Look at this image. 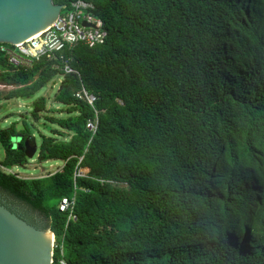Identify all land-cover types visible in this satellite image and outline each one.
<instances>
[{
  "label": "trees",
  "instance_id": "trees-1",
  "mask_svg": "<svg viewBox=\"0 0 264 264\" xmlns=\"http://www.w3.org/2000/svg\"><path fill=\"white\" fill-rule=\"evenodd\" d=\"M93 3L103 43L24 65L0 50L13 85L0 96L32 100L48 132L35 130L38 157L63 162L47 176L0 170V189L46 218L52 264H264V0ZM58 75L47 106L36 94ZM35 132L24 118L0 128L3 166L26 164Z\"/></svg>",
  "mask_w": 264,
  "mask_h": 264
},
{
  "label": "water",
  "instance_id": "water-1",
  "mask_svg": "<svg viewBox=\"0 0 264 264\" xmlns=\"http://www.w3.org/2000/svg\"><path fill=\"white\" fill-rule=\"evenodd\" d=\"M63 7L53 0H0V42L14 43L38 33ZM23 148L27 158L37 149L35 142L28 141ZM42 227L0 203V264H52L55 235Z\"/></svg>",
  "mask_w": 264,
  "mask_h": 264
},
{
  "label": "built area",
  "instance_id": "built-area-1",
  "mask_svg": "<svg viewBox=\"0 0 264 264\" xmlns=\"http://www.w3.org/2000/svg\"><path fill=\"white\" fill-rule=\"evenodd\" d=\"M93 9V0H70L68 5L64 4V7L61 8L59 15L52 21L51 25L24 40L14 43H3L0 46V50L7 55L10 63L16 65L28 64L30 59H38L42 56L51 61L58 59L63 61L61 51L64 47H72L78 43L91 47L104 42L106 31L103 27V20L93 13ZM84 21L87 24H83ZM63 70L64 72H75L67 63H64ZM75 96L92 107H94V103L97 100V96L88 92L82 83L80 88L75 92ZM97 115L98 111L95 110L94 116L88 118L85 123L86 129L91 134H94L97 129ZM0 170L20 177L18 172L3 166L2 163H0ZM78 175H84V173L80 171ZM99 181L100 183H115L114 181L105 179H99ZM69 205L70 202L63 198L59 203V208L65 209ZM55 242L54 239L53 249L56 246ZM58 264L69 263L65 258L61 257L58 260Z\"/></svg>",
  "mask_w": 264,
  "mask_h": 264
},
{
  "label": "rangeland",
  "instance_id": "rangeland-1",
  "mask_svg": "<svg viewBox=\"0 0 264 264\" xmlns=\"http://www.w3.org/2000/svg\"><path fill=\"white\" fill-rule=\"evenodd\" d=\"M60 76L58 75L51 82L42 87L36 94L37 96H45L47 98V106H56L53 97L54 93L57 91L59 84ZM13 88V85L1 84L0 83V91L5 92L6 90ZM31 99H5L0 96V128H5L10 125L11 122L17 121L18 126L22 124V119H26L31 122V128L43 134H47V130L42 128V116L39 120L34 121L32 115L30 114L31 109ZM35 132V140L36 145L38 146L40 141L39 134ZM38 151L32 156L31 159L27 158V162L24 165H12L8 168L16 171L22 177H39V176H47L48 174H52L58 169H60L63 165V162L60 160H41L38 157ZM4 157V147L0 142V163ZM84 174L86 173L85 169H81ZM122 184H120L121 186ZM13 207L18 209L24 215H31L34 212L27 204L20 202L18 200L13 199L10 202ZM44 220V225L42 228H47L48 221L43 215H40ZM50 230V229H48Z\"/></svg>",
  "mask_w": 264,
  "mask_h": 264
},
{
  "label": "flooded vegetation",
  "instance_id": "flooded-vegetation-1",
  "mask_svg": "<svg viewBox=\"0 0 264 264\" xmlns=\"http://www.w3.org/2000/svg\"><path fill=\"white\" fill-rule=\"evenodd\" d=\"M13 198L10 194L7 193V191L0 189V203L9 208L11 211L15 212L17 215L21 216L22 218L26 219L30 223H33L34 225L42 227L44 225V220L40 216L38 212L34 211L31 215H24L22 212H20L18 209L13 207V205L10 203ZM16 200V199H15Z\"/></svg>",
  "mask_w": 264,
  "mask_h": 264
},
{
  "label": "clouds",
  "instance_id": "clouds-1",
  "mask_svg": "<svg viewBox=\"0 0 264 264\" xmlns=\"http://www.w3.org/2000/svg\"><path fill=\"white\" fill-rule=\"evenodd\" d=\"M81 169H85V168H80V169L78 170V172L82 171ZM86 169H87V168H86ZM78 172H77V175H78ZM87 172H88V169H87L86 173H85L84 175H81V176H87ZM94 179H96V180H98V181H99V179L111 180V181H114L115 183H111V182H104V183H108V184H118V182H116L115 180H112V179H106V178H94ZM99 182H100V181H99ZM101 184H103V183H101ZM120 184H122V183H120ZM122 185H124V184H122ZM85 191H88V190H85ZM53 253H54V249H53ZM52 256H53V255H52Z\"/></svg>",
  "mask_w": 264,
  "mask_h": 264
},
{
  "label": "crops",
  "instance_id": "crops-1",
  "mask_svg": "<svg viewBox=\"0 0 264 264\" xmlns=\"http://www.w3.org/2000/svg\"><path fill=\"white\" fill-rule=\"evenodd\" d=\"M60 80H61V79H59V82H60ZM57 107H58V106H57ZM12 141H13V143L16 145V144L18 143L19 139H18V138H14V139H12ZM25 141H28V140H25ZM25 141H24V142H25ZM28 142H31V141H28ZM35 144H36V140H35ZM36 148H37V145H36ZM37 151H38V148L36 149V152H37ZM36 152H35V153H36ZM35 153H34V154H35ZM37 155H38V154H37ZM29 159H31V158H29ZM85 171H87L86 168H85ZM20 177H22V176H20Z\"/></svg>",
  "mask_w": 264,
  "mask_h": 264
},
{
  "label": "bare ground",
  "instance_id": "bare-ground-1",
  "mask_svg": "<svg viewBox=\"0 0 264 264\" xmlns=\"http://www.w3.org/2000/svg\"><path fill=\"white\" fill-rule=\"evenodd\" d=\"M63 199V198H62ZM61 199V200H62ZM65 199H67V198H65ZM69 202H70V205L69 206H71L72 204H73V200L71 199V200H69V199H67ZM61 202V201H60ZM67 208V207H66ZM51 240H52V238H51ZM52 261H53V259H52Z\"/></svg>",
  "mask_w": 264,
  "mask_h": 264
}]
</instances>
